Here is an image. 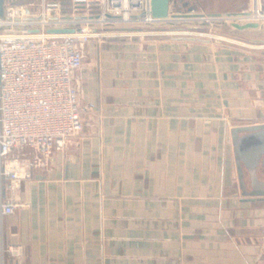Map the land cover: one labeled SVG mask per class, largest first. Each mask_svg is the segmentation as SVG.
Returning a JSON list of instances; mask_svg holds the SVG:
<instances>
[{"label": "crops", "instance_id": "crops-1", "mask_svg": "<svg viewBox=\"0 0 264 264\" xmlns=\"http://www.w3.org/2000/svg\"><path fill=\"white\" fill-rule=\"evenodd\" d=\"M188 1L207 14L264 8ZM183 21L88 43L76 84L95 109L16 191L0 264H264V155L233 134L264 124V22Z\"/></svg>", "mask_w": 264, "mask_h": 264}, {"label": "built area", "instance_id": "built-area-1", "mask_svg": "<svg viewBox=\"0 0 264 264\" xmlns=\"http://www.w3.org/2000/svg\"><path fill=\"white\" fill-rule=\"evenodd\" d=\"M3 6L0 221L15 212L14 195L32 178L34 166L65 150L85 130L87 116L95 109L92 102L81 103L76 84L85 45L93 38L147 34L152 32L148 27L155 31L166 20L153 17L151 0H4ZM261 10L255 7L241 19L264 22ZM53 28L74 30L50 31ZM26 149L34 155H27ZM4 251L1 236V256ZM8 251L21 255L20 246L11 245Z\"/></svg>", "mask_w": 264, "mask_h": 264}, {"label": "water", "instance_id": "water-1", "mask_svg": "<svg viewBox=\"0 0 264 264\" xmlns=\"http://www.w3.org/2000/svg\"><path fill=\"white\" fill-rule=\"evenodd\" d=\"M4 0H0V14H4ZM182 7L186 8V10H181ZM264 9V8H263ZM261 10L264 13V10ZM151 13L153 17L158 19H182V18H204L206 16L211 18H221V17H229L233 18L232 25L237 29H246V28H257L260 26L258 21H248L241 23L238 19H241L244 16H247L250 11L242 10L238 12H229L227 14L221 13H204L196 11V6L191 4L188 0H151ZM73 28H53L50 29L52 32H72ZM239 132H249L250 134L246 136L242 142H246L249 144H253L260 154L264 155V124L251 125V126H243L237 127L233 130L235 143L238 149L243 150L242 144H240L241 140L238 138ZM242 170L240 168V177L242 180ZM255 194H263L262 192H256Z\"/></svg>", "mask_w": 264, "mask_h": 264}, {"label": "rangeland", "instance_id": "rangeland-1", "mask_svg": "<svg viewBox=\"0 0 264 264\" xmlns=\"http://www.w3.org/2000/svg\"><path fill=\"white\" fill-rule=\"evenodd\" d=\"M181 10H185V8L184 7H182V9ZM183 19H187V18H182V19H175V20H179V23H176L174 26H176V27H180V28H185L186 29V26L187 25H189L190 23H188V22H185V21H183ZM195 19H197V20H201L200 22H195V24L196 25H199V27H203V26H209L211 23V21L212 20H214V22H216L217 21V23L218 22H227L226 20H231L230 18H217V19H213V18H211V17H208V16H206L205 17V19H202V18H195ZM170 25V24H169ZM168 25V26H169ZM167 26V24H165V26H164V23H161L160 25H158V26H155V28H156V30L158 29H164V27H168ZM172 26V25H171ZM201 28H198L197 30H199V31H202L203 29H201ZM203 28H205V27H203ZM147 30H152V31H154L153 29H152V27H148L147 28ZM93 39H98V38H93ZM93 39H91V40H93ZM90 40V41H91ZM89 43V42H88ZM88 43L85 45V51H86V48H87V46H88ZM26 152V154L27 155H30V156H32V155H34V151L33 150H31V149H26L25 150Z\"/></svg>", "mask_w": 264, "mask_h": 264}, {"label": "bare ground", "instance_id": "bare-ground-1", "mask_svg": "<svg viewBox=\"0 0 264 264\" xmlns=\"http://www.w3.org/2000/svg\"><path fill=\"white\" fill-rule=\"evenodd\" d=\"M257 9H258V7H257ZM135 32H137V33H141L142 31H135Z\"/></svg>", "mask_w": 264, "mask_h": 264}]
</instances>
